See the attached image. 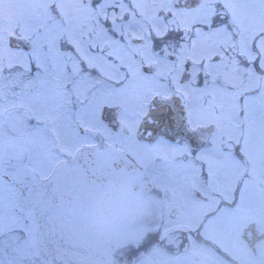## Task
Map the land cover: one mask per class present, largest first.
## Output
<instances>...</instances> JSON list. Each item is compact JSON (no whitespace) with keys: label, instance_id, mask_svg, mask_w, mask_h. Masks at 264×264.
<instances>
[{"label":"snow or ice","instance_id":"snow-or-ice-1","mask_svg":"<svg viewBox=\"0 0 264 264\" xmlns=\"http://www.w3.org/2000/svg\"><path fill=\"white\" fill-rule=\"evenodd\" d=\"M261 40L264 0H0V264H57L90 178L198 155L193 113Z\"/></svg>","mask_w":264,"mask_h":264},{"label":"flooded vegetation","instance_id":"flooded-vegetation-1","mask_svg":"<svg viewBox=\"0 0 264 264\" xmlns=\"http://www.w3.org/2000/svg\"><path fill=\"white\" fill-rule=\"evenodd\" d=\"M190 128L198 155L186 149L147 174H100L69 202L101 236L102 264H264V70L229 66ZM60 219L49 221L53 246ZM94 263L73 248L70 264Z\"/></svg>","mask_w":264,"mask_h":264},{"label":"rangeland","instance_id":"rangeland-1","mask_svg":"<svg viewBox=\"0 0 264 264\" xmlns=\"http://www.w3.org/2000/svg\"><path fill=\"white\" fill-rule=\"evenodd\" d=\"M258 44L259 46L260 45L264 46V40L259 41ZM260 48L264 50V47L263 48L260 47ZM71 225L75 227L72 229L73 240H74L73 242H76L80 248H84L88 251H94L95 248L93 245H100V246L102 245L101 243H98L99 241H96V239L101 238L99 234L92 232L89 228L83 229V227L80 225L75 226V223L73 221H71ZM68 248H70V246H68ZM68 248L66 247V245L61 246L62 250H67ZM100 261L101 260L97 261V263L94 264H98V263L102 264V262Z\"/></svg>","mask_w":264,"mask_h":264}]
</instances>
